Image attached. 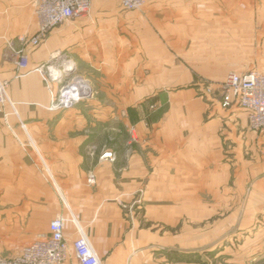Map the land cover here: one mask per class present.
I'll return each mask as SVG.
<instances>
[{
  "label": "crops",
  "instance_id": "obj_1",
  "mask_svg": "<svg viewBox=\"0 0 264 264\" xmlns=\"http://www.w3.org/2000/svg\"><path fill=\"white\" fill-rule=\"evenodd\" d=\"M256 7L264 0L94 4L29 48L16 76L9 43L34 34L37 18L30 0H0V78L15 107L0 113V255H19L58 217L69 245L62 264H83L82 236L102 264H191L176 254L223 253L239 234L264 251V154L242 157L240 138L253 137L247 114L222 107L219 89L229 72L250 70L232 63ZM57 51L94 89L68 109L53 107L43 67Z\"/></svg>",
  "mask_w": 264,
  "mask_h": 264
},
{
  "label": "built area",
  "instance_id": "obj_2",
  "mask_svg": "<svg viewBox=\"0 0 264 264\" xmlns=\"http://www.w3.org/2000/svg\"><path fill=\"white\" fill-rule=\"evenodd\" d=\"M37 18L34 34L20 36L9 43L14 56L16 76L29 68V48L39 46L47 35L59 24L75 18L85 17L93 0H30ZM127 10H141L146 0H119ZM47 78L55 84L54 108H71L93 96L91 80L76 72V62L65 51H57L44 66ZM7 79L0 78V113L6 112L14 103L9 95ZM220 100L224 108L238 105L247 114L249 127L264 134V72L250 69L246 72H229L220 83ZM206 94H212V86L206 87ZM105 157H112L110 152ZM95 176L90 175L93 182ZM65 220L58 217L51 223L49 235L42 234L35 241L24 246L19 255L8 258L0 255V264H62L68 256L69 245L64 235ZM77 254L83 264H102L87 237L76 242Z\"/></svg>",
  "mask_w": 264,
  "mask_h": 264
},
{
  "label": "rangeland",
  "instance_id": "obj_3",
  "mask_svg": "<svg viewBox=\"0 0 264 264\" xmlns=\"http://www.w3.org/2000/svg\"><path fill=\"white\" fill-rule=\"evenodd\" d=\"M94 4L110 7L116 10L121 8L119 0H93L91 6ZM111 16H115V14L112 13ZM242 17H246V15L241 14L240 19ZM253 17L255 19V26L253 29L247 30L245 24H241L243 28L239 31V46L237 47L238 62L232 63L233 70L242 71L256 68L264 72V10L256 7ZM153 108H155L154 105ZM250 131L251 133H249V135L253 134V137H247L246 132L243 133L239 142V151H244V154L242 153V157L245 159L263 158L264 134L253 131L252 129ZM127 134L129 135L130 133L127 132ZM246 150L247 153H245ZM142 210L143 208L140 209L141 212L137 210L135 211L139 215L143 213ZM180 228L181 224L176 227L175 230L178 231ZM237 238L232 239V242L235 244L234 248L229 247V249L223 253L218 254L220 251L215 253L211 247H207L208 251H204V249H196L192 250L191 253L186 256L176 254L175 259L176 261H187L190 259V261L187 262H190L191 264H264V251L262 250L263 253H261L262 251L259 253L256 252L258 243L257 245L254 243L253 246H248L244 245L246 241L245 236L239 234ZM228 242L229 239H224L221 243V248L219 249L224 250L225 248L223 249V246ZM210 250H212V252ZM179 258L185 260H181Z\"/></svg>",
  "mask_w": 264,
  "mask_h": 264
},
{
  "label": "trees",
  "instance_id": "obj_4",
  "mask_svg": "<svg viewBox=\"0 0 264 264\" xmlns=\"http://www.w3.org/2000/svg\"><path fill=\"white\" fill-rule=\"evenodd\" d=\"M179 257V256H178ZM179 259H181V258H179Z\"/></svg>",
  "mask_w": 264,
  "mask_h": 264
}]
</instances>
